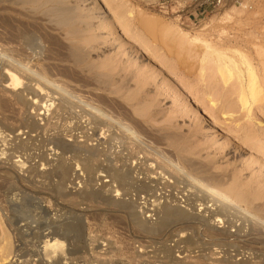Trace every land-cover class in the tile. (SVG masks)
<instances>
[{"label": "rangeland", "instance_id": "rangeland-1", "mask_svg": "<svg viewBox=\"0 0 264 264\" xmlns=\"http://www.w3.org/2000/svg\"><path fill=\"white\" fill-rule=\"evenodd\" d=\"M98 1L104 10L101 15L107 21L94 31L97 36L89 50L90 59L95 62L109 59L110 63L105 61L112 67V82L126 88V93L140 88L138 96L151 103L152 130L190 137L188 141L196 152L190 158L212 166V171L219 174L239 175V180L259 193L255 203L264 205V99L246 111L236 103L234 95L229 96L227 86L219 95L212 68L200 72L202 65L212 64L201 60L205 47L231 54L238 49L256 60V47L261 45L264 34V0H220L214 6L211 4L214 0H167L166 8L158 0ZM111 13H116L119 19L111 18ZM117 21L130 28V39L121 37L124 28H117ZM166 23L173 25L174 35L178 30L195 38L194 42L186 43L185 49L175 47L173 32L166 34ZM133 38L143 46H135ZM149 50L153 53L143 56ZM3 83L0 81V90L8 84ZM90 87L82 89L120 101L114 93ZM30 97H26L30 104H26L27 111L19 112L17 119L10 116L20 127L13 132L0 127L4 130L0 148L5 149V155L0 156V246L5 237L11 245V255L0 247V264H264V223L254 221V224L251 217L244 218L241 213L220 215L218 222H212L205 209L211 204L209 198L190 200L188 195L192 191L182 174L174 178L165 173L161 180L167 181L165 176H170L167 188L137 192L124 189L109 176H100L106 173L99 163L95 168L85 169L84 161L73 150L85 144L102 149L103 157L111 159L117 152V155L124 152L122 140H112L115 133L105 126L102 130L90 129L91 116L81 102L65 111L39 114L43 110L41 103ZM26 116L38 123L37 129L33 131L22 124ZM19 139L29 148H17ZM162 148L174 155L170 147ZM149 154L145 157L144 151L134 152L130 160L133 178L138 180L147 171L152 181L160 179L158 163L153 159L156 154ZM17 159L24 162L23 166L14 162ZM60 160L68 170L64 181L55 173ZM11 165L13 169L9 168ZM7 167L17 176L5 174ZM91 191L96 193L95 197L88 196ZM162 202L183 209L186 213L181 221L188 218L185 223L196 222L193 219L202 218L207 227L223 229L227 237L215 239L206 226H200L199 232L183 229L184 223L178 220L159 226ZM126 207H132L134 216ZM136 219L153 230L137 229ZM56 227L60 229L58 232ZM55 246L57 251L52 252Z\"/></svg>", "mask_w": 264, "mask_h": 264}, {"label": "bare ground", "instance_id": "bare-ground-1", "mask_svg": "<svg viewBox=\"0 0 264 264\" xmlns=\"http://www.w3.org/2000/svg\"><path fill=\"white\" fill-rule=\"evenodd\" d=\"M88 1L89 3H87ZM115 5H118L117 2ZM101 13H104V10H102V5L98 0H0V81L8 83L5 86L2 85L3 87L0 90V127L10 132L20 127V125L17 126L14 124L12 119H17L15 116H17L19 112V114H21V112L23 113L28 109L26 108L29 103L26 98L28 95H31L30 100H34L33 102L37 103L39 101L41 103L43 110L39 112V114H48L47 112L50 110L51 113L53 111H65L72 108L74 104L76 106L75 102H81L88 112L87 114L91 116L92 128L90 127V129L102 130L105 126L107 129H111L113 134L115 133L114 137L112 136L111 139H121L122 145H124L122 147L124 152H120L119 155H117V152L116 156L111 159L103 157L104 154L102 153V149L96 147L89 148L86 147L85 144L79 147L76 146L77 150L73 151L78 153L80 158H82L85 169L92 168L99 163L100 168L102 166L106 173L105 175L100 174V176H109L111 180L121 184L124 189H132L137 192H154L164 189L170 177L165 176L166 178L168 177L167 181H162L165 173L168 175L172 174L174 178L175 175L179 177L182 174L186 179L189 190L192 191L191 194L188 195L190 200L195 201L196 198L198 199L200 196L209 198L211 204L207 205L205 209H208L210 213L208 215H210V219L213 220L212 222H218L221 219L220 215L239 213V215L242 214L244 218L245 216H248V218L251 217L253 222L264 223V216H262L264 205L255 203L259 193H254L247 184L243 183L244 181L242 182L239 180L237 178L239 175L235 176L236 174H233V176H227L224 175V173L219 174L212 171V166L210 167L206 163L196 162L190 158V155H194L196 152L193 151L195 146L191 147L193 143H189L188 140H190V137H187V135L186 137L189 139L175 132L172 133L173 131L164 132L161 129L152 130L151 127L154 121V115L149 110L151 103L142 100L141 97L138 96L141 91L140 88L126 93V88L123 89L122 85L117 84L116 86L112 82V67L107 65L108 62L105 61L107 59L97 62L90 59L89 50L93 48L92 45L95 43V38L97 36L94 31L102 27L104 24L103 22L107 21V17L101 15ZM128 13H130V11ZM111 14H113L110 15L111 18L119 19L116 13ZM118 27L119 29L121 27L124 28L120 31L122 34L121 37L131 38L132 34L129 32L130 28L128 29L121 21H117V28ZM165 28V30H167L166 34H169L167 33L168 31H172L174 35L175 29L173 25L166 23ZM126 40L127 39H125V41ZM194 40L195 38H189L186 36V33H181L178 30L177 34L172 37V43L175 47L180 49H185V44L194 42ZM129 43L132 44V42ZM133 44H135V46L142 45V43L135 39L133 40ZM256 48L258 58H256V60L238 49H234V54H231L230 51V53H228L227 51H221L216 48L208 49L207 47H205L201 57V60H206L209 64L212 62L211 65L206 67L202 65L200 72L203 74L205 69L212 68L211 71L213 75H216L219 84V95L222 96L221 93L227 86L226 89L227 92H229V96L231 97L234 95L235 98L233 99H235L236 103L246 111L250 110L253 103L255 104L262 98L264 99V34L261 45ZM148 52L149 53L143 56H148L153 53L150 50ZM212 54H214V56H211ZM81 72H84L88 76L83 75ZM92 86H98L108 91V93L116 94L118 99L120 98V101L110 97H103V93V96L93 94L92 92L86 93V91L82 89L86 87L92 88ZM17 88H19V90H17ZM24 91L26 92L25 94H23ZM43 92H45V96H42ZM84 93L88 95H84ZM33 97H36V100ZM56 99L58 102L55 103ZM30 103H32V101ZM218 103H220V101H218ZM113 112H115V114H113ZM10 116H13V118L10 119ZM19 116L21 118V115ZM29 118L31 119V117ZM21 122L23 125L29 127L30 130L35 129L38 124L33 119L29 120L27 116L25 119L21 120ZM4 130H0V141L2 144L4 143V137H2ZM252 144H255V142ZM164 145L170 147L174 155L169 154V150L166 152V149L162 148ZM16 146L19 149L29 148L28 146V148H26V142L20 139ZM3 148H0V156L1 154L5 155V149ZM11 151H14L13 153L16 152L15 150ZM106 151L108 154V150ZM137 151H144L145 157L150 152L156 154V158H152L158 163L157 167L160 169V173L157 174L159 177L161 175L159 180L152 181L149 178V174L146 173L147 171L142 173V176L138 180L132 177L130 160L133 159V154ZM17 152L19 153V151ZM170 153L172 152L170 151ZM18 155L20 156V154ZM98 160L100 162H98ZM104 161L106 162L105 164H103ZM14 162L17 163L19 167L24 164V162L22 163L18 159ZM10 167H12V165L9 166V168ZM9 168L7 167L5 174L11 177L17 176L14 170H12L13 167L12 169ZM55 169V173H58L60 176L59 178L63 180L68 173L67 166L60 160ZM150 169L149 172L151 171ZM1 176L2 175H0V177ZM9 179L7 180L9 181ZM250 186L253 188L252 185ZM95 194V192L91 191L88 193V196L95 197ZM152 201L154 202V200ZM191 204L193 203L191 202ZM215 204L216 206L213 207L212 205ZM126 208H129V214L134 216V212L131 209L132 207ZM160 213L161 218L159 226L167 222L169 224V222L173 220L181 221L180 219H184L186 212L170 202H164L161 206ZM186 220H188V218H185V221H181L184 223L182 225V227H184L183 229L188 228L198 231L200 226L207 225L206 221L202 218L193 219V221L196 222L187 221V223H185ZM31 221H33L32 218ZM255 222L254 224H256ZM52 225H54V223ZM134 225L139 230L148 232L153 230V227L146 226L144 221L137 219ZM57 228L58 227H56V229ZM58 230L60 229L58 228L57 232ZM206 230L208 233L210 232L213 236H216L215 239L220 241L227 237L226 232L222 231L223 229L217 230L210 225L208 227L206 226ZM62 231L63 229H61V232ZM51 238H53L52 235L50 240ZM4 241L2 247L0 246L1 250L6 253V255H11L10 240L5 237ZM44 247L45 243L43 240V249H41L43 253L46 251ZM51 250L52 252H56V246ZM35 253L37 254V252ZM4 255L5 254H3V257ZM47 255L48 254H44V256Z\"/></svg>", "mask_w": 264, "mask_h": 264}, {"label": "built area", "instance_id": "built-area-1", "mask_svg": "<svg viewBox=\"0 0 264 264\" xmlns=\"http://www.w3.org/2000/svg\"><path fill=\"white\" fill-rule=\"evenodd\" d=\"M158 1H159V4L161 7H164V8L167 7V2H168L167 0H158ZM219 3H220V0H214L211 4L214 6V5L219 4Z\"/></svg>", "mask_w": 264, "mask_h": 264}]
</instances>
